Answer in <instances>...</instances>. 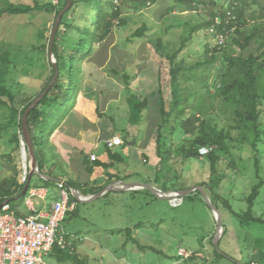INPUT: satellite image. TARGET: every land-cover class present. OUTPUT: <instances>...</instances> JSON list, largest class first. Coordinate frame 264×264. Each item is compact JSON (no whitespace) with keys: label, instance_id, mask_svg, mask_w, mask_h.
Listing matches in <instances>:
<instances>
[{"label":"rangeland","instance_id":"rangeland-1","mask_svg":"<svg viewBox=\"0 0 264 264\" xmlns=\"http://www.w3.org/2000/svg\"><path fill=\"white\" fill-rule=\"evenodd\" d=\"M12 1L30 5L49 1L57 5V0ZM217 2L220 4V0ZM114 4L120 6V0H114ZM121 12L124 24L115 22L113 31L117 34L113 40L118 47L122 46L124 37L145 25L148 30L142 45L145 48L143 57L153 68L158 65L165 82L169 80L168 63L156 54L152 40L160 38L163 45L168 47L167 50L171 51L179 46L183 38L188 37L189 41L178 59H182L187 68L205 60L203 46L205 43L212 44V39L205 29L193 31L199 23L209 19V10L203 5L191 12H178L173 0H160L139 12L127 8H122ZM54 21V12L45 11L34 12L32 15L0 16V53L8 51L16 61V67L6 77L8 86L13 87L22 70L31 78L27 84L28 91L35 93L41 89L49 66L48 53L37 54L32 48L49 43ZM260 51L253 45L244 54ZM27 62L33 69L24 71L23 64ZM222 67V60L218 58L212 67L201 65L180 77L183 93L187 97L186 114L195 115L201 111L203 114L200 113V119H208L218 129L231 130L233 140L228 143L229 151L220 155L214 171H211L208 157H184L179 148L182 145L187 148L193 137L182 134L180 128H175L170 134L168 127L162 131V141L171 148L170 159L157 166L152 156H149L150 153H145L146 163L130 156L129 167L126 169L133 180L161 183L166 185L168 191L178 192L180 189L184 191L198 186H202L205 191L214 187L219 198L227 201L231 207V210L224 208L220 205V199L216 201L222 229L225 231L220 237L218 248L213 246L215 219L201 194L192 192L181 197V202L177 197V205H172L169 200L157 198L148 190L135 198L111 192L85 203L75 199L74 212L67 213L61 223V234L72 242L76 255L85 258L87 264H264V183L252 208L253 217L261 221H247L234 215H242L247 210L245 199L259 178L255 173L251 147L246 143L238 145L236 140L239 132L231 129L234 125L233 108L215 94L214 81ZM43 69L45 71L42 75L40 71ZM206 79L208 93L203 84ZM169 94L168 87L167 95L163 94L166 97V109ZM16 122L17 118L13 119L6 108L0 107V124L11 126L0 140V182L14 175L15 161L21 168L17 177L21 182L25 177L24 164L27 170L30 166L28 155L24 161L21 151L15 161L7 158L14 147L9 140L18 131L14 124ZM261 124L262 143L258 145L260 179L264 177V116ZM151 138L155 140L156 134ZM52 172L55 176L63 175L58 167H53ZM48 189L49 194L44 202L49 205L59 199V191L53 186ZM33 202L37 203V200ZM126 229H130V234L133 233V241L127 239ZM178 248L192 252L193 256L187 260L179 258ZM214 251L221 254V257L215 256ZM46 261L48 264H70L59 263L50 257Z\"/></svg>","mask_w":264,"mask_h":264},{"label":"trees","instance_id":"trees-1","mask_svg":"<svg viewBox=\"0 0 264 264\" xmlns=\"http://www.w3.org/2000/svg\"><path fill=\"white\" fill-rule=\"evenodd\" d=\"M160 0H120V6L114 4V0H71L70 8L62 15L57 31L54 36V41L51 47L52 55L55 60L58 76L48 93L41 101L31 110L27 117V126L31 135L34 152L37 159L38 170L43 175L51 176V172L45 171L43 149L49 144L51 134L57 129L66 115L71 111L76 95L79 91L80 79L82 75L81 63L86 55L92 49L101 44L104 39L111 33L115 22L123 25L121 19L122 8L139 12L157 4ZM174 8L178 12H191L196 10L199 5H203L209 10V19L199 23L193 31L206 30L207 34L212 39V44H204L202 63H196L189 68L185 67L183 60H179L178 56L182 52L184 45L187 43L188 37L183 38L177 48L168 51V47L163 45L160 38L152 40L154 50L157 55L164 58L168 63L169 69V84H170V101L166 109L162 98L161 90L158 89L153 96L159 97L158 116L159 124L157 127L155 150L159 161L157 166H161L170 159L171 148L162 141V131L165 127L170 128L171 133L175 128H180L185 136H192L193 139L188 142L186 148L182 145L179 150L186 158H201L197 155V149L201 146H216V149L206 156L210 160L211 171H214L215 165L218 163L220 155L226 154L229 151L228 143L231 140V130L218 129L211 124L208 119H200V113L186 114L185 104L187 97L183 93L180 82L181 75H185L187 71H194L198 67H212L215 61L220 58L223 67L220 69V74L215 78L213 87L215 94L223 99L233 108V122L231 129L237 130L238 145L248 144L253 151L254 169L258 183H256L247 196V210L242 214H236L237 217L245 218L247 221H261L253 217L252 208L256 198L259 196V191L264 183V177L260 179V159L258 150L261 140V118L264 116V0H173ZM0 16L8 14L10 16L32 15L34 12L45 11L54 12L55 18L58 13L66 5V0H57V5L52 2L39 4L34 2L32 5L15 3L12 0H1ZM229 12L234 19L227 18ZM216 16L220 17L221 24L216 27L217 31L226 32L225 43L220 48L217 47L214 34L208 32L209 27L213 23ZM225 29V30H224ZM148 28L145 25L137 28L131 35L132 39H141L145 37ZM194 31V32H195ZM209 45V46H208ZM255 45L256 50L260 52L253 53L245 52L251 50ZM49 43L41 46H33L32 50L37 54L48 52ZM23 64L25 70L33 69L32 66ZM16 67V61L10 57L8 51L0 53V107L6 108L13 119L17 118L14 123L17 126V132H14L9 140V143L14 144L13 150L8 154L7 158L14 160L18 158L20 152V144L23 142L21 132V120L26 108L29 104L44 90L49 84L53 75L54 69L49 64L46 75V80L37 92L28 91V81L30 76L20 70L19 80L13 87L6 84V77L13 68ZM41 70V74L43 75ZM40 74V75H41ZM36 79V78H34ZM38 79V78H37ZM206 79L203 84L208 93ZM217 84V85H216ZM134 98V97H133ZM131 102V101H130ZM148 107V100L143 99L137 101L135 98L130 103V114L138 115ZM174 122V125H172ZM7 125L0 124V140L4 133L9 130ZM110 160L122 159L117 154L109 153ZM118 157V158H117ZM111 164L103 162H95L94 166L107 169ZM14 175L10 178H5L0 182V203L7 200L12 207V200L17 198H25L28 191L33 188H48L55 185V180L49 181L32 175L30 181H27V176L23 183H18V174L21 170L17 161L13 163ZM111 180L114 176L108 175ZM148 184L151 181H147ZM27 185L26 190L24 187ZM68 188L76 189L75 182L66 181ZM103 188L95 190L94 194L100 192ZM159 189L167 192L166 185L159 186ZM181 190V189H180ZM179 190V191H180ZM213 205L218 209L216 201L220 199V205L224 208L231 207L227 201L223 200L214 191V187L205 189ZM200 195L198 191L194 192ZM106 196V195H105ZM70 201L75 202V199L70 196ZM72 213L74 212L71 211ZM69 213V212H68ZM67 215V214H66ZM128 240H134L130 234V229L125 230ZM225 231L223 230L222 235ZM215 256L221 257V254L214 251ZM59 263L70 264H87L85 258H79L75 250L69 253L66 250H61L54 247L49 255Z\"/></svg>","mask_w":264,"mask_h":264},{"label":"crops","instance_id":"crops-1","mask_svg":"<svg viewBox=\"0 0 264 264\" xmlns=\"http://www.w3.org/2000/svg\"><path fill=\"white\" fill-rule=\"evenodd\" d=\"M116 34L112 30L101 44L96 45L84 57L81 63L82 84L73 107L51 134L49 144L43 149L45 171L51 172V176H46L52 180L56 177V180L75 182L76 189L68 188L73 198L75 190L82 196H92L95 195V190H104L115 182L148 184L145 180L132 179V175L126 170L129 167L128 158L131 156L136 161L146 163L145 153H150L155 165L159 161L155 140L151 138L157 133L159 124V97L153 95L160 89L162 98L166 101L163 94L167 95L168 87L170 91L169 80H163L157 64L153 68L145 61V48L142 45L146 37L132 39L131 33L124 37L123 45L118 47L113 40ZM133 97L137 101L148 100V107L140 112V117L130 114ZM114 137L121 139V145L108 148L106 142ZM109 153L119 155L122 161L118 157L110 160ZM92 154L96 157L94 161L90 160ZM95 162L111 165L104 169L94 166ZM53 167H58L63 175L55 176ZM108 175L114 178L110 180ZM18 183L23 182L18 180ZM149 185L159 189L164 184ZM37 189L43 190L44 196L32 199L34 213L46 215L53 203L48 205L44 202L49 189ZM144 191L141 188L110 190L104 195L114 192L135 198ZM33 200H37V203ZM26 202V197L12 200V208L18 215L32 214ZM131 236L135 239L133 233Z\"/></svg>","mask_w":264,"mask_h":264},{"label":"built area","instance_id":"built-area-1","mask_svg":"<svg viewBox=\"0 0 264 264\" xmlns=\"http://www.w3.org/2000/svg\"><path fill=\"white\" fill-rule=\"evenodd\" d=\"M227 16V18L234 19L229 12ZM220 24V17L216 16L208 29L210 34H214L218 48L224 45L226 38V32L223 33L216 29ZM121 143L119 137H114L106 142V146L113 148ZM215 149L216 146H201L197 149V155L206 157ZM95 158L94 154L90 155L91 161ZM25 178L26 176L22 182ZM55 187L59 191V200L52 203L46 215L34 213L32 199L44 196L43 190L37 188L30 189L26 196L27 206L32 212L28 216L18 215L7 200L0 203V264H48L46 259L54 247L69 253L74 251L72 242L65 239L60 227L66 214L74 210L75 202L70 201L71 194L65 179L57 180ZM177 197L179 196L173 197L170 201L172 205H177ZM179 198L181 202V197ZM177 256L187 260L193 256V253L184 248H178Z\"/></svg>","mask_w":264,"mask_h":264},{"label":"water","instance_id":"water-1","mask_svg":"<svg viewBox=\"0 0 264 264\" xmlns=\"http://www.w3.org/2000/svg\"><path fill=\"white\" fill-rule=\"evenodd\" d=\"M70 6H71V0H66V5L58 13L57 17L55 18V21L53 24V29H52L50 40H49V46H48V52H47L48 53V61H49V64L54 69V75H53L51 81L49 82V84L44 88V90L39 94V96H37L29 104V106L26 108L24 115L22 117V120H21V132L23 135V142H21V148H20L21 150L20 151H21V157L24 158L23 160H26V155H28V157H29L30 166H29L28 170L24 164V174H25V176H27L28 182L30 181L32 175H36L39 178L44 179V180L53 181L52 178L41 174L38 170L37 159H36V155L34 152V147L32 144L31 135H30V132H29V129L27 126V117H28V114L31 112V110L41 101V99L52 88V86L54 85V83L57 79L58 71H57V66H56L55 60H54L53 55H52L51 47H52V44L54 41V36H55L56 31H57L60 19H61L62 15L70 8ZM23 155H24V157H23ZM26 188H27V185L24 187V191L26 190ZM136 188L148 190L155 197L160 198V199H164V200H169V201H171L173 199V197H175V196L184 197V196H186L192 192L198 191L201 194L202 199L204 200V202L208 206L209 210L211 211V213L215 219L216 231H215V234L213 237V246L215 247V249L218 248V243H219L220 237L222 235V231H223L221 215H220L218 209L211 202L209 196L206 194V192L204 191L202 186L193 187L189 190L178 191V192H173V191L164 192V191L159 190L156 187L149 185V184L115 182V183L108 185L106 188H104V190H102L101 192H99L95 195L82 196L79 193V191L75 190L73 193V196L77 201L85 203V202H90V201L104 195L106 192H108L110 190L127 191V190L136 189Z\"/></svg>","mask_w":264,"mask_h":264},{"label":"bare ground","instance_id":"bare-ground-1","mask_svg":"<svg viewBox=\"0 0 264 264\" xmlns=\"http://www.w3.org/2000/svg\"><path fill=\"white\" fill-rule=\"evenodd\" d=\"M23 157H24V155H23ZM24 159V158H23ZM25 161V160H24Z\"/></svg>","mask_w":264,"mask_h":264}]
</instances>
